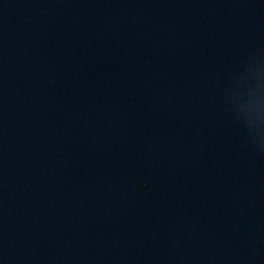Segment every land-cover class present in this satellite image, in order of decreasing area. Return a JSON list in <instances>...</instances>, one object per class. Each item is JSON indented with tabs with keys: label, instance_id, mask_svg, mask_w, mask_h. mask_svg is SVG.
I'll list each match as a JSON object with an SVG mask.
<instances>
[{
	"label": "water",
	"instance_id": "water-1",
	"mask_svg": "<svg viewBox=\"0 0 264 264\" xmlns=\"http://www.w3.org/2000/svg\"><path fill=\"white\" fill-rule=\"evenodd\" d=\"M0 264H264V0H0Z\"/></svg>",
	"mask_w": 264,
	"mask_h": 264
}]
</instances>
